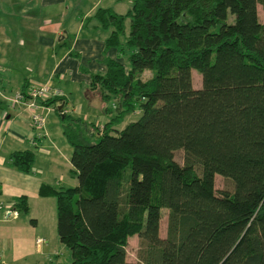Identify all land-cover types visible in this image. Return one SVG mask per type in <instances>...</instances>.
<instances>
[{
  "label": "trees",
  "instance_id": "obj_1",
  "mask_svg": "<svg viewBox=\"0 0 264 264\" xmlns=\"http://www.w3.org/2000/svg\"><path fill=\"white\" fill-rule=\"evenodd\" d=\"M264 0H133L99 7L106 71H92L109 116L86 141L62 95L40 98L62 115L78 183L41 186L56 197L71 261L44 264H264ZM129 21V28L127 26ZM202 74L193 85L192 69ZM150 69L152 74L143 78ZM24 92V91H23ZM60 104L63 106L59 108ZM5 106L0 98V110ZM141 115L123 127L126 113ZM185 150L184 163L175 158ZM29 171L33 149L10 154ZM216 173L233 181L217 191ZM14 209L29 212L26 195ZM167 233L160 234L163 209ZM139 236V257L127 245Z\"/></svg>",
  "mask_w": 264,
  "mask_h": 264
},
{
  "label": "crops",
  "instance_id": "obj_2",
  "mask_svg": "<svg viewBox=\"0 0 264 264\" xmlns=\"http://www.w3.org/2000/svg\"><path fill=\"white\" fill-rule=\"evenodd\" d=\"M132 2L0 0V98L5 101L0 110V264H44L59 259L53 247L62 242L56 197L40 189L43 184L60 187L79 181L57 107L44 104L38 108L46 116L44 128H38L30 107L15 101V94L50 80L64 92L65 112L82 111L81 104L73 103V90L78 89L89 102L100 96L90 88L91 72L106 71L105 55H121L118 48L106 47L108 31L92 16L99 7L126 12ZM105 118H109L106 113ZM26 148L34 150L35 160L29 171H22L12 164L10 154ZM23 194L28 197L29 212H10Z\"/></svg>",
  "mask_w": 264,
  "mask_h": 264
},
{
  "label": "rangeland",
  "instance_id": "obj_3",
  "mask_svg": "<svg viewBox=\"0 0 264 264\" xmlns=\"http://www.w3.org/2000/svg\"><path fill=\"white\" fill-rule=\"evenodd\" d=\"M258 9H259V16L262 21H264V9L263 5L261 3H258ZM129 28V21L127 24ZM122 57H124V61L129 65V60L127 57V52L124 54L123 52L121 53ZM152 74V71L150 69H146L142 77L147 78ZM192 76H193V85L195 87H200L202 85V74L199 70L196 68L192 69ZM68 80V79H67ZM63 84L66 86V81H63ZM72 87H74L72 84L70 85V90H72ZM99 92V91H98ZM98 95V94H97ZM73 103L77 107L81 104L83 106L82 111L76 112L74 116L81 118L80 121L77 122V126L80 128L82 131L83 137L86 139V141L93 142L98 139V134L97 130L92 126L93 123L95 124H103L106 120L105 118V112L103 111V106L104 102L101 99V97L98 95L97 97L90 98V102L87 99L82 92H78V89L73 90ZM88 102L90 103L88 105ZM102 104V105H101ZM87 106H90L91 108L88 110ZM102 107V108H99ZM85 111H90L88 112V117H86ZM104 116L101 117V115ZM100 115V116H99ZM141 115V111L139 109H136L134 111H130L126 113V115L123 117L122 120H119L116 122L117 127H123L128 121L135 120L139 118ZM86 117V118H85ZM101 117V118H100ZM175 158L181 162L184 163L185 161V150L183 148H178L175 151ZM215 186L217 188V191L220 192L222 190H232L233 189V181L226 176H223L222 174L216 173L215 175ZM57 209V206H56ZM163 217L161 220V225H160V234L162 236H165L167 233V220H168V209L164 208L163 209ZM28 216V215H24ZM61 242V241H60ZM55 250L57 249L59 251L58 253V258L62 261H71L72 259V253L70 248L65 245L63 242H61V246H53ZM139 248H140V243H139V236L138 235H133L129 238V243L127 245V256L128 259H138L139 257ZM32 263V262H31Z\"/></svg>",
  "mask_w": 264,
  "mask_h": 264
},
{
  "label": "built area",
  "instance_id": "obj_4",
  "mask_svg": "<svg viewBox=\"0 0 264 264\" xmlns=\"http://www.w3.org/2000/svg\"><path fill=\"white\" fill-rule=\"evenodd\" d=\"M64 92L60 87L54 86L50 80H46L30 87L28 92L18 91L14 99L15 101L26 103L32 110L33 124L38 128H44L46 122L45 114L38 111V108L42 106L40 98H46L52 95H62ZM10 212L16 213V209H10ZM42 238H38L40 242Z\"/></svg>",
  "mask_w": 264,
  "mask_h": 264
},
{
  "label": "water",
  "instance_id": "obj_5",
  "mask_svg": "<svg viewBox=\"0 0 264 264\" xmlns=\"http://www.w3.org/2000/svg\"><path fill=\"white\" fill-rule=\"evenodd\" d=\"M63 105L62 104H60V106H59V108H61Z\"/></svg>",
  "mask_w": 264,
  "mask_h": 264
}]
</instances>
